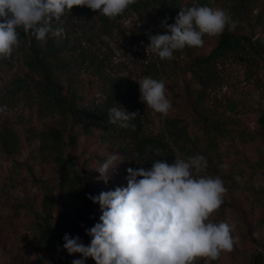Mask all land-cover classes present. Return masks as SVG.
Listing matches in <instances>:
<instances>
[{
  "label": "rangeland",
  "instance_id": "rangeland-1",
  "mask_svg": "<svg viewBox=\"0 0 264 264\" xmlns=\"http://www.w3.org/2000/svg\"><path fill=\"white\" fill-rule=\"evenodd\" d=\"M200 1V6L224 10L236 23L230 32L250 39L259 50L255 53L246 47L229 55L214 67L212 77L202 74L203 86L187 72L194 68L188 51H174L171 60L146 53L148 34L156 35L162 28L152 31L134 13L105 23L107 17L98 11L74 7L53 24L54 29H63L62 35L49 34L44 43L61 48L58 59H48L57 69L62 94L68 98L74 95L76 104L112 95L115 103L138 113L140 134L164 141H174L168 135V119L179 117L185 122L188 148L177 153L183 158L203 155L206 174L223 180L227 189L224 202L209 220L227 222L235 239L231 252L222 251L214 261L197 258L194 264H264V0ZM185 2L182 7H191ZM225 31H229L227 27ZM217 37H210L205 54L216 45ZM31 52L30 40H24L20 31V44L13 50L11 63L0 59L1 93L26 75L45 81L44 72L33 75L25 66ZM67 62L70 72L68 67H61ZM144 76L164 82L165 95L172 104L167 115L140 102L135 80ZM16 94L1 113L13 124L21 143L11 150L0 144V264H65L57 245L61 228L80 226L82 218L89 220L90 216L99 222L102 214L88 194L97 196L126 187L129 167L150 169L156 159L172 163L177 153L166 157L153 152L146 159L139 156L126 133L111 130L114 137H106L101 129L93 128L92 133L76 134L71 118L53 115L48 100L31 91ZM27 126H33V132L51 128L63 132L61 163L55 161L51 143L41 147V140L34 136L27 139ZM122 148L131 157L127 158ZM111 153H119L120 159L105 183L95 169ZM74 175L84 179L87 193L79 199L71 189L76 182ZM75 259L95 264L91 257L81 254Z\"/></svg>",
  "mask_w": 264,
  "mask_h": 264
},
{
  "label": "clouds",
  "instance_id": "clouds-1",
  "mask_svg": "<svg viewBox=\"0 0 264 264\" xmlns=\"http://www.w3.org/2000/svg\"><path fill=\"white\" fill-rule=\"evenodd\" d=\"M135 2L0 0V59L11 57L19 47V29L43 42L49 34L62 35L63 29H54L53 24L74 7H87L115 19ZM168 19L166 16L160 24L165 33H149L145 47L146 53H153L161 60L174 59V51L185 47H202L205 35L219 36L226 27L229 31L236 27L224 10L200 5L180 8L172 24ZM135 81L139 85L140 102L167 115L172 104L165 95L164 82L151 76ZM115 104L107 111L108 123L129 128V122L138 113ZM6 108L0 106V113ZM119 159V153H111L95 169L105 183ZM126 171V187L118 186L97 196L87 195L94 204H99L102 214L99 222L86 229L91 237L89 245L85 246L79 236L64 235L63 249L69 255L91 257L95 264H194L197 258L214 261L222 251L233 250L232 226L209 220L223 204L227 189L220 177L206 174L207 161L203 155L183 158L177 153L172 163L156 159L150 169L129 167ZM72 264H84V260L75 259Z\"/></svg>",
  "mask_w": 264,
  "mask_h": 264
},
{
  "label": "trees",
  "instance_id": "trees-1",
  "mask_svg": "<svg viewBox=\"0 0 264 264\" xmlns=\"http://www.w3.org/2000/svg\"><path fill=\"white\" fill-rule=\"evenodd\" d=\"M186 0H136L134 4L129 5L125 12L116 17L115 19H105V23H110L111 20L117 21L129 13H134L140 17L145 24L149 27H152V31L161 28V21L167 16L168 23H174V18L177 15L178 8H182V3ZM188 6H193L201 1H188L185 2ZM264 9V7L262 8ZM23 33L24 40L29 39L31 43V57L25 59V66L28 68L30 74L38 75L39 73H45V81L35 80L29 75L24 76L23 78H17L13 82L10 89L5 93L0 92V106L8 104V101L11 100L14 96H17V92L23 94L27 91L35 92L37 96L43 97L48 100L50 108L53 115H59L64 119L71 118V128L76 131V134L84 132L85 134L92 133L93 128H99L102 130V133L106 137H114L115 134L119 135H129L132 137L135 143V149L137 150L139 156L142 158H148L153 152H160L162 155L168 157L174 155L177 151L184 152L187 150L188 142V131L185 128V122L179 118L175 117L167 120V131L169 136L174 139V141H164L159 138H154L140 134L141 121L138 116L135 119L131 120L129 128H120L116 125L108 123V109L110 107L116 106L113 101V96L109 94H104L103 99L93 98V100H83L80 104H76L74 100V95L68 98L63 95L62 88L59 86L58 80L56 78V67L49 62L48 57L52 56L53 60L58 59V52L61 48H56L53 46H48V42L39 41L30 33H25L23 29H19ZM159 34H164L165 29L162 28V31L158 32ZM210 37L205 35L203 37L204 44L202 47H185L184 50L190 53L192 57V62L194 68H190L187 72L192 73V77L200 82V85H204V79L202 74H206L208 77H212L213 69L225 60L229 55L243 51L246 47H249L255 53H259L258 47L247 38L237 36L236 34L230 31H224L222 35H219L216 40V45L211 49L207 54L204 52L205 45L209 43ZM46 45L45 48L43 45ZM4 61L11 63V57L4 58ZM70 63H64L61 67H68V72ZM70 77L71 75L68 74ZM76 77V75H74ZM33 126H27L25 132L27 134V139L34 136L36 139L41 140L43 144L41 147H49L50 143L52 144L51 148L54 150L55 161L61 163L63 161V156L61 155L60 149L64 143V136L61 130L51 128L48 132H36L32 131ZM115 132L111 134L110 131ZM47 139V141H45ZM75 140V139H74ZM20 137L17 131L14 129L13 124L7 122L6 119L1 117L0 113V144L3 145L6 149H13L15 146L20 145ZM176 148V150H174ZM125 152L124 155L128 158L131 157L128 154L126 148H122ZM72 180H75L73 185L72 193L77 198H81L84 194H87L84 188V179L79 175H74ZM74 188V190H73ZM76 188V189H75ZM78 198V199H79ZM86 203L83 201V204ZM97 223V220L90 216V219L82 218L81 225L75 226L74 228H61L60 242L57 244L60 247V256L62 262L65 264H72V261L75 257H78L80 254L75 253L69 255L66 250L63 249V237L67 233L70 236H79L81 242L86 245L91 241V237L86 234V229L91 228L94 224Z\"/></svg>",
  "mask_w": 264,
  "mask_h": 264
}]
</instances>
